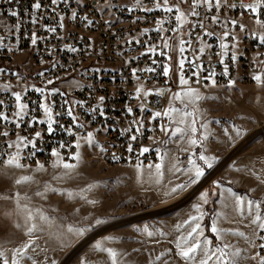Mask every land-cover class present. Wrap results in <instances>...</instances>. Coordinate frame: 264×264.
<instances>
[{
	"label": "built area",
	"instance_id": "1",
	"mask_svg": "<svg viewBox=\"0 0 264 264\" xmlns=\"http://www.w3.org/2000/svg\"><path fill=\"white\" fill-rule=\"evenodd\" d=\"M36 2L0 0V165L17 154V137L27 143L19 152L21 165L72 163L76 142L88 133L108 166L157 162L171 126L175 58L178 71L195 85H264V0H220L219 7L215 0L212 7L201 2L198 16L192 14L195 0H38L39 10ZM258 2L252 12L249 6ZM180 12L185 15L178 22ZM15 93L27 105L22 118ZM42 104L52 109L51 133ZM257 244L264 257V229ZM4 260L0 255V264Z\"/></svg>",
	"mask_w": 264,
	"mask_h": 264
},
{
	"label": "rangeland",
	"instance_id": "2",
	"mask_svg": "<svg viewBox=\"0 0 264 264\" xmlns=\"http://www.w3.org/2000/svg\"><path fill=\"white\" fill-rule=\"evenodd\" d=\"M177 66L175 58L168 113L173 107L176 116L157 162L111 167L100 161V143L80 139L72 163L0 165V253L9 264H199V251L192 260L180 255L197 224L195 239L225 253L209 264H260L264 193L251 187L254 159H239L262 151L264 85L202 87ZM63 163L76 167L67 171ZM196 168L203 175L190 183ZM23 176L32 179L16 184ZM181 184L187 186L171 192Z\"/></svg>",
	"mask_w": 264,
	"mask_h": 264
},
{
	"label": "snow or ice",
	"instance_id": "3",
	"mask_svg": "<svg viewBox=\"0 0 264 264\" xmlns=\"http://www.w3.org/2000/svg\"><path fill=\"white\" fill-rule=\"evenodd\" d=\"M51 2H52L53 4H56V3H57V0H51ZM138 2H139V0H138ZM167 2H168V0H164V3H165V4H167ZM201 2L207 4L208 7H212V6H213L211 0H195V3H194V5H193V7H192V14H193V15H196V16L200 15V13L196 11V7H198V6L200 5ZM219 3H220V0H215V4H216L217 7H219ZM156 6H157V8H159V7H160V4L157 3ZM33 7H34L35 9H37V10H39V9L41 8V4L38 2V0H37V2L33 5ZM249 7L251 8V11H252V12H256L257 8L260 7V3L258 2L257 4L250 5ZM164 10L167 11V12H172L174 9H173L172 7H166ZM175 10H176L177 12H179V8H176ZM11 15H12V16H17L18 13L15 12V11H13V12H11ZM184 15H185V14H184L183 12H180V14L176 17L177 21H178V22L181 21V18H182ZM213 19H215V17H213ZM33 22L35 23V20H34ZM89 23H91V22H89ZM232 23H235V21H233ZM200 26L203 27V25H200ZM50 30H51V31H55V29H50ZM206 34H209V33H206ZM209 35H210V34H209ZM224 35L227 36L228 33L225 32ZM261 39L264 40V37H261ZM36 42H37V38H36L35 33H33V35H32V39H31V43H32L33 45H35ZM181 43L183 44V41H182ZM167 46H168V45L165 44V47H167ZM225 47H226V46H225ZM73 51H74V49H73ZM150 51H154V49H150ZM183 51H184V49H183V47H181V52H183ZM201 51H202V49H201ZM154 63H155V61H154ZM183 63H184L183 60H181V62H180V66H181V68L183 67ZM152 70H153V69H151V68L147 69V71H152ZM168 71H169V69H168L167 67H165V68H164V73H165V75H167ZM226 71H227V70H226ZM41 75H43V73H41ZM211 75H214V73H210V76H211ZM206 79H207V78H206ZM254 79H255L256 81H260L261 77H260V76H256V77H254ZM48 83L51 84V83H53V81H48ZM187 83H188V81L185 80V79H183V77H181V84H187ZM38 91H41V93H43L44 90H43V89H38ZM55 91H57V90H55V89L52 90V92H55ZM137 91H138V93H139V92H140V89H138ZM189 91L191 92V90H189ZM50 94H51V93H50ZM148 94H149V93H147V92L144 93L145 96L148 95ZM14 95H15V100H16L17 106H18V108H19V112H17V116H21V118H22L23 111H24V109L27 107V105H25V104H21V103H20V101H21V95H20V93H15ZM100 100H101V102H102V101L104 100V98L101 97ZM0 103H3V102L0 101ZM41 107L44 108L45 113H46V114L48 115V117H49V119H48V128H47V130H48L49 133H51V132L54 130L53 127H52V125H53V123L55 122V121H53V120L51 119V117H52V109H51V107H49L47 104H42ZM94 111H95V110H94ZM128 111L131 112V109H128ZM173 111H175V109H174ZM68 114H69L70 116L72 115L71 109H69ZM100 114L103 115V112L101 111ZM160 115H161V113H156V116H160ZM164 115H168V113H164ZM75 119H76V118L73 117V120H75ZM41 123H43V121H42ZM177 131L179 132V131H181V129L177 128ZM191 131L194 133V132L196 131V129L193 127V128L191 129ZM4 135L7 136V133H4ZM36 137H40V133H39V132L36 133ZM86 139H87V142H88L89 144H92V143H93L92 133H88V136H87ZM133 139H135V137H133ZM25 140H26V138H24V137H17V141L15 142V146H16V149H17V154H16L15 156L11 157V158L7 161V163H8L9 165H11V166H16V167H24V165H21V164L19 163V152H20V149H21V145H23L24 147H27V143H25ZM29 143H31V144H32V147L35 148V141H34V140H33V141H30ZM191 143H192V144H195V143H197V141H196V140H191ZM79 146H80V145H79V141H77L76 144H75V147H76L77 149H79ZM8 147H12V145L10 144V145H8ZM61 147H64V145H61ZM129 150H131V149H129ZM147 151H148V149H146V148L142 150V152H147ZM52 155H54V156H58L59 154H58L55 150H53ZM70 159L79 160V152L77 151V153H76L73 157H70ZM200 159H201V160H204V161L207 163V166H208L209 168L212 167L211 158H207V157H205L204 155H201V156H200ZM41 167H42V166H41ZM75 167H76L75 164L63 163V168H64L65 170H67V171H71V170L75 169ZM157 167H159V166H157ZM66 174H67V172H66ZM202 175H203V169H202V168H196L195 175H194V177L190 178V181H189V182H190V183H195L196 180H198V179L200 178V176H202ZM31 179H32V178L29 177V176H23V177H21L20 179H18V180L16 181V184H20V183H22V182H30ZM186 186H187V185H185V184L177 185L176 187H173V188L171 189V192H172V193H176L178 190H181V189H183V188L186 187ZM89 187H91V186H89ZM38 194H39V193H38ZM249 203H251V202H249ZM191 219H192V220H195V219H197V218H196V217H192ZM256 219L259 220L260 217L258 216ZM254 222H255V221H254ZM96 223L99 224V223H102V221L97 220ZM259 227H261L262 229H264V223H261V224L259 225ZM199 228H200V225L197 224L195 227L192 228L191 232L188 233V238H189V239H192V240H193V243H192L190 246H188L186 250L182 251V252L180 253V255H181L182 257H184V258H187V259H189V260H192V259L195 258V254L197 253V251H199V252H200V256H201V258L199 259V264H209V261H211V260L213 259V257H217V253H218V252L220 253V256L225 255V253H224L221 249H219V248H217V249H215V250L210 249V248L208 247L210 241L205 240V241L203 242V244H201V242H200L199 240L195 239L194 234L197 233V230H198ZM34 231H35V229H34L33 227H29V228H28V233H29V234H32ZM68 231H69V232H73V231L79 232L80 230H79V229H71V228H70V229H68ZM212 231H213V232H216L217 229H216L215 227H213ZM241 235H243V234L241 233ZM30 246H31V244H26V245L24 246V250H27ZM178 247H179V245H178ZM225 247H228V245H225ZM260 247L264 248V244H261ZM107 251H108L111 255H114V253H112V250H111V249H107ZM16 252H17L18 254H21V255L23 254V251H22L21 249H17ZM0 255H2V253H0ZM236 255H238V253H237ZM217 259L219 260V257H217ZM4 264H9V262H8L7 260H4ZM12 264H16L15 259L12 261ZM52 264H55V261H53ZM260 264H264V257L261 258Z\"/></svg>",
	"mask_w": 264,
	"mask_h": 264
},
{
	"label": "crops",
	"instance_id": "4",
	"mask_svg": "<svg viewBox=\"0 0 264 264\" xmlns=\"http://www.w3.org/2000/svg\"><path fill=\"white\" fill-rule=\"evenodd\" d=\"M175 108H170L169 109V114L170 116H176V110L173 111ZM170 131V130H169ZM260 148H262V151L259 152H250V153H245L242 157H240V162L242 161L246 162V157H252L250 159H254V163H251L249 165V168H253L254 169V184H251V187L253 188V190H256L260 193H264V145H260ZM238 163V164H239ZM242 164V163H241ZM243 190V189H242Z\"/></svg>",
	"mask_w": 264,
	"mask_h": 264
}]
</instances>
